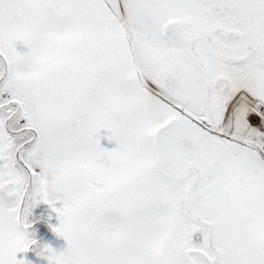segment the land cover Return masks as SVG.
<instances>
[{"label": "snow or ice", "instance_id": "snow-or-ice-1", "mask_svg": "<svg viewBox=\"0 0 264 264\" xmlns=\"http://www.w3.org/2000/svg\"><path fill=\"white\" fill-rule=\"evenodd\" d=\"M29 251L264 264V0H0V264Z\"/></svg>", "mask_w": 264, "mask_h": 264}, {"label": "flooded vegetation", "instance_id": "flooded-vegetation-1", "mask_svg": "<svg viewBox=\"0 0 264 264\" xmlns=\"http://www.w3.org/2000/svg\"><path fill=\"white\" fill-rule=\"evenodd\" d=\"M40 211H41V209L39 208V209L35 210V213H39ZM56 222L57 221H55V219L53 218L52 223H56ZM34 230L37 232L38 237H41L42 235L46 236L47 234H49V236H51V239L48 241H42V242L48 243L52 247L57 236L53 232H51L47 223L41 221L36 227H34ZM22 255L25 256V254H22ZM24 258L28 259L26 256ZM28 260H30V259H28ZM33 264H36V263L33 262ZM44 264H46V261H44Z\"/></svg>", "mask_w": 264, "mask_h": 264}, {"label": "water", "instance_id": "water-1", "mask_svg": "<svg viewBox=\"0 0 264 264\" xmlns=\"http://www.w3.org/2000/svg\"><path fill=\"white\" fill-rule=\"evenodd\" d=\"M47 206H41V209L46 208ZM38 224V222L33 226V228ZM41 241L43 240H49L50 236L47 234L45 237L42 236L39 238ZM27 257L31 259L32 261L36 262L37 264H43V260L35 255V252L29 251L26 253Z\"/></svg>", "mask_w": 264, "mask_h": 264}, {"label": "rangeland", "instance_id": "rangeland-1", "mask_svg": "<svg viewBox=\"0 0 264 264\" xmlns=\"http://www.w3.org/2000/svg\"><path fill=\"white\" fill-rule=\"evenodd\" d=\"M66 246V242L63 240L62 237H56L55 242L53 243L52 247L57 250H62L63 247Z\"/></svg>", "mask_w": 264, "mask_h": 264}]
</instances>
